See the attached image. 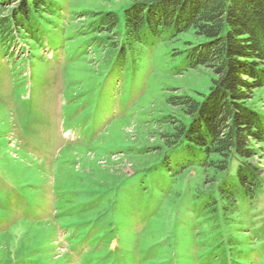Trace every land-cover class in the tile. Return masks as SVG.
<instances>
[{"label":"rangeland","instance_id":"obj_1","mask_svg":"<svg viewBox=\"0 0 264 264\" xmlns=\"http://www.w3.org/2000/svg\"><path fill=\"white\" fill-rule=\"evenodd\" d=\"M133 1L47 0L27 40L0 27V264H264V187L226 217L189 178L147 180L144 191L128 178L123 159L166 97H201L213 79L177 72L184 55L168 52L189 35L154 42L145 60L129 54L124 67L122 54L112 60L96 19L115 11L122 39Z\"/></svg>","mask_w":264,"mask_h":264},{"label":"trees","instance_id":"obj_2","mask_svg":"<svg viewBox=\"0 0 264 264\" xmlns=\"http://www.w3.org/2000/svg\"><path fill=\"white\" fill-rule=\"evenodd\" d=\"M49 5L47 0H0V27L27 40L40 19H47ZM124 20L122 39L115 11L95 23L104 35L102 48H113L112 60L122 54V67L129 54L145 60L154 42L168 45L189 35L168 52L184 55L185 66L177 72L213 75L201 97H166L165 114L156 116L139 149L123 159L133 166L128 178L135 176L142 191L147 180L160 187L173 176L189 178L195 197L226 217L240 210L243 196L253 205L264 187L263 164L257 160L264 152V0H135L125 8Z\"/></svg>","mask_w":264,"mask_h":264}]
</instances>
